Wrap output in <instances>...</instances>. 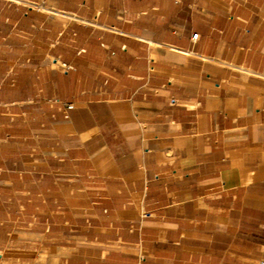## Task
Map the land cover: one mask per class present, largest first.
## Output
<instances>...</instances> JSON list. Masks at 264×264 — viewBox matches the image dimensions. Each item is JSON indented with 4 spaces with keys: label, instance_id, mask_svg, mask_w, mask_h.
Listing matches in <instances>:
<instances>
[{
    "label": "crops",
    "instance_id": "crops-1",
    "mask_svg": "<svg viewBox=\"0 0 264 264\" xmlns=\"http://www.w3.org/2000/svg\"><path fill=\"white\" fill-rule=\"evenodd\" d=\"M23 1L50 10L0 0V264H262L264 0Z\"/></svg>",
    "mask_w": 264,
    "mask_h": 264
},
{
    "label": "rangeland",
    "instance_id": "rangeland-1",
    "mask_svg": "<svg viewBox=\"0 0 264 264\" xmlns=\"http://www.w3.org/2000/svg\"><path fill=\"white\" fill-rule=\"evenodd\" d=\"M12 1L19 2V3H25L26 5H28V7L35 8V9L50 10L46 4H37V3H33V2H28V1L27 2H24L23 0H12ZM56 60L57 59H55V61ZM61 62H63V60H61ZM67 65L68 64L66 63L65 64V68L66 69H70L71 68V65H70V67L67 66ZM8 89H9V87H8ZM20 102L21 101H17V100H14V99L0 100V108L3 109V110H0V112H1L0 113V120H2V119H6L7 120V122H8V129L9 130H13L14 127H15V121H16L15 108H16V106H18L19 104H21ZM22 102H23V104H26L29 101H22ZM53 102L60 103L62 105V103L64 102V100H59L57 98H54L53 99ZM66 102H72L73 103V101H66ZM64 105H65V102H64ZM4 110H6V111H4ZM6 112H8L7 115H5ZM10 139L13 140V137L12 138H10V137L8 138V140H10ZM7 230H8V233H6L5 235H2L0 237H5V236L6 237H9L10 236L9 230H14V229H7Z\"/></svg>",
    "mask_w": 264,
    "mask_h": 264
},
{
    "label": "built area",
    "instance_id": "built-area-1",
    "mask_svg": "<svg viewBox=\"0 0 264 264\" xmlns=\"http://www.w3.org/2000/svg\"><path fill=\"white\" fill-rule=\"evenodd\" d=\"M197 37H198V33H194L193 38H197ZM67 66L70 67V65H67ZM65 106H66V109H70L74 106V104L72 102H65ZM261 263L264 264V260H262Z\"/></svg>",
    "mask_w": 264,
    "mask_h": 264
}]
</instances>
